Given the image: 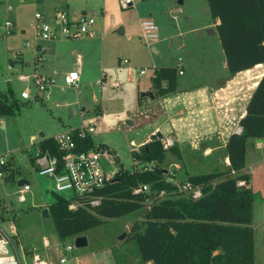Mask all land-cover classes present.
Listing matches in <instances>:
<instances>
[{"label":"rangeland","instance_id":"1","mask_svg":"<svg viewBox=\"0 0 264 264\" xmlns=\"http://www.w3.org/2000/svg\"><path fill=\"white\" fill-rule=\"evenodd\" d=\"M67 1L70 3L71 16L73 13L81 16L82 10H86L88 16L96 23H100L95 40L99 41V46L105 51L111 48L114 50L109 66L117 65L120 59L127 58L130 61L125 66L134 68L132 83H129L125 76H121L120 72L115 74L114 69H108V80L99 84L102 72L96 67L95 59L91 66L85 67L86 74L84 73L82 77L79 90L66 84L65 76L74 70L78 55H84V49L94 46L78 40L81 38L57 36L50 41L41 40L37 35L35 14L39 11L48 17L49 13L56 12V6L65 9ZM91 1L0 2V92L12 94L21 104L16 114L0 115V158L6 156L9 162L13 159L12 167L19 170L14 180L9 178L0 180V223L11 234L12 225L17 229L14 238L20 251L36 248L43 258L51 260L53 264H59L61 257H66L71 261L70 264H142L135 245L127 240L133 224L141 220V210L111 218L99 226L88 229L82 234L88 239V245L85 247H76L77 236L61 239L55 229L53 218L50 215L44 216L43 210L55 201L56 194L69 199L75 193L57 192L53 178L38 174L33 157L43 137H53L84 123L95 126L93 133L95 143L105 144L114 149L126 168L139 169L145 165L155 167L156 163H138L131 156V150H138L141 145L150 141L147 136L148 127L151 126L150 115L148 111H140L138 99L143 93L151 92L147 86L151 83L155 67L176 66L178 62L182 63L179 61L180 57L185 58L186 62L193 51L190 40L196 34L186 33L185 30L189 27L185 26V23L183 27L178 24L176 28L175 22L170 19L168 10L172 6H179L177 0H172L170 6L165 0L150 2L137 0L135 6L128 9L121 6L120 0H111L110 8L106 10H102L99 4L94 5ZM182 8L180 17L189 16L195 24L205 25L208 20H213L207 0H186ZM111 16L115 18L113 26ZM7 20L12 22L13 27L11 31L5 32L3 26ZM122 20L126 21L127 25L125 34L117 31V26ZM145 20H154L158 24L159 41L146 43L142 38V22ZM50 21H53L52 17ZM108 24L109 26L104 27ZM171 26L175 34L183 32L182 36L175 35L174 41L168 37L166 31L164 32L166 27ZM206 32L208 31L203 28L201 35L205 36ZM218 41V44L217 40L216 43L212 42L215 54L222 49L220 40ZM183 42L189 43L188 46L186 44L181 47ZM38 44L45 48L40 58H37L36 52ZM151 45L158 46L160 50L158 54L151 49ZM218 62L220 67L219 57ZM126 68L122 72L125 75L128 74ZM143 68L147 73L139 78L138 72ZM185 68V75H178L181 84H188L192 80L198 82L200 76L204 75L203 72H199L197 78H194L192 67L186 65ZM200 68L201 71L204 70ZM263 72L264 68L258 66L238 74L237 80L241 83L240 114L244 109L245 99L253 90L252 87L257 86ZM36 75L52 78L50 91H39ZM116 81L122 84L119 88L113 87ZM151 90L157 101L174 96L178 92L177 90L175 93L160 95L153 85ZM24 91L29 92L30 99L21 97ZM160 109V105H157L154 111L159 113ZM162 122L164 123L161 127L166 132L162 139L165 148L171 147L166 142V139L170 138L173 143L180 146L183 153V159L179 160L168 151L165 161L161 164L166 178L172 183L182 186L186 183L188 174L209 172L213 169L224 170L229 167L223 139L210 140L198 133L192 137H183L179 133L180 130L173 132L166 129L168 124L166 119ZM238 127L239 124L232 125L233 130ZM207 146L213 147L210 154L205 150ZM112 156L114 158L113 154ZM114 162L111 164L104 160L109 175L118 170L115 159ZM244 171L251 175L250 186L255 192L252 221L255 233V264H264V142H258L253 138L248 140ZM25 177L30 182L31 190L25 193V201H21L22 187L18 183ZM45 239L49 241V246H45ZM68 245L73 246L72 251L66 250Z\"/></svg>","mask_w":264,"mask_h":264},{"label":"trees","instance_id":"2","mask_svg":"<svg viewBox=\"0 0 264 264\" xmlns=\"http://www.w3.org/2000/svg\"><path fill=\"white\" fill-rule=\"evenodd\" d=\"M207 1L211 17L219 20L216 29L229 72L234 75L262 66L264 0ZM178 75L177 66L155 67L152 85L160 95L175 93ZM143 98L139 97V102ZM20 108L17 98L0 92V115L16 114ZM240 126L242 132L231 133L226 141L229 167L188 174L186 183L192 189L172 183L161 167L168 151L183 159L176 143L165 148L163 140H150L131 150L135 162L156 163L155 167L132 170L124 166L114 149L100 144L114 155L118 170L96 191L101 197L99 205L82 200L77 209H70L71 200L56 194L48 209L58 236L65 239L82 235L111 218L141 210V220L133 224L127 240L135 245L142 264H255V192L250 186L251 175L244 170L248 140L264 138V72L251 93ZM76 141L79 149L95 146L90 136H76ZM38 149L62 154L53 137L42 138ZM12 160L5 167L10 180L19 173L12 167ZM143 185H148V191L135 192ZM193 189H199L201 195L194 197Z\"/></svg>","mask_w":264,"mask_h":264},{"label":"crops","instance_id":"3","mask_svg":"<svg viewBox=\"0 0 264 264\" xmlns=\"http://www.w3.org/2000/svg\"><path fill=\"white\" fill-rule=\"evenodd\" d=\"M185 1L186 0H177L179 6L178 7L172 6L168 10V15L170 19L175 22L176 28L178 27V24L181 25V27H183V23H185V26L189 27L187 30H185V32L196 34L195 36H192V39L190 40L193 44V46H190L191 48H193L190 57L187 58L186 62L184 60L185 58L180 57L182 58L181 61L182 63L178 62L176 66L178 67V65L180 64L183 68V73L179 75H185L186 73L185 66L189 65L193 69L194 78H197L199 72H203L202 74H204L203 76L205 77L200 76L201 79L198 82L195 81L193 82L192 80L188 84H181L179 83L178 80L177 94L171 97H165L162 100H158L160 104L156 99H154L155 96L151 98L149 95H142L141 96L142 98L148 97V99L143 98L141 102H139L138 99V106L141 112L148 111V114L150 115L151 126L148 127V134H147L148 139H150V136L158 130L165 135L166 132L161 127V125L164 123L162 121L166 119L168 121L166 129L173 132L180 130V132L179 131L178 132L182 134L183 137H192L193 134L195 135L198 133L201 135H205L210 140L223 139L224 141L223 145L225 146L226 141L230 136V134L236 131L232 129V125L233 124L240 125V119L246 114V105L255 87H252L253 90L249 93V96L245 99L244 109L240 114L239 94L241 92V83L240 81L237 80V77L238 74L247 71L246 70L241 71L232 75L228 69L223 47L221 51L219 52L216 51L217 54L214 53V49L212 48L213 47L212 42L215 41L216 43L217 40V44H218L219 42L218 40H220L216 29V26L219 23L218 19L214 20L212 18L213 19L212 21L208 20L207 22H205V25H200V24H195V22H193L189 16L180 17L179 14L182 13V9H183L182 7H184ZM146 2H150V0H146ZM171 2L172 0H165V3L168 6L171 5ZM91 3L94 5L97 3L99 4L102 10H106L107 8H110L111 0H92ZM135 3L131 7H134ZM66 5L67 6L64 7L65 9L63 8L60 9L56 6V10L67 11L69 17L72 19H79L82 15L85 14L87 15V11L82 10L83 14L81 16H79L77 13H73V15L71 16L69 11L70 3L67 1ZM50 14L52 15V13L48 14L49 20L52 17L49 16ZM96 24H97L96 33L94 36L92 37L87 36L90 37L89 39H86V37L78 39L80 41H85V43L89 42L92 44V46H94V47H87L86 49H84V55H80V54L78 55V57L79 56L81 57L80 62H78V57L75 61L74 70L78 69L80 73V82L82 80V77L86 74L85 67L91 66L96 59V67L99 68L100 71L102 72V79L99 80V84H102L103 81L108 80V76H109L108 69L110 70L114 69L115 74L117 72H120L121 76H125L127 81L129 83H132L134 78L133 67L128 66L126 68L125 64H121L122 59L118 60L117 65L112 64L113 66L112 65L109 66V63L111 62L114 55V50L111 48L110 50L105 51L104 49H102L101 46H99L98 44L99 41L95 40V38L97 36V31L100 28V23H96ZM114 24H115V18L113 16L111 18V26H113ZM107 26H109V24L104 25V27ZM117 27H118L117 31L123 29L122 34H125L127 32L126 21L122 20V22H120V24H118ZM203 28H205L208 31L205 33L206 34L205 36L201 35ZM165 31L168 33L169 35L168 37H171L172 41H174L175 35L179 34V36H182L183 34L182 31H180L179 33L176 32L175 34L173 32L174 28L172 26L166 27L164 32ZM186 44L188 46L189 43L183 42L181 44L182 45L181 47H183ZM215 46L218 47V45ZM151 49L156 54H158L160 51L157 45H151ZM217 55L221 61L220 67L218 65L219 62ZM199 66L202 67L204 70L201 71V68ZM124 68L127 69L126 70L128 72L127 75L122 73ZM143 75H140L138 72L139 78H141ZM151 86H152V79L149 86H147L149 88V91L152 92ZM157 105H160L161 108L159 110V113L154 111V108H156ZM71 128H76V127H71ZM212 148L213 147L207 146L205 150L208 154H210L209 152L212 151ZM227 164H230L228 158H227ZM16 233H17V229H16ZM46 243H48L49 246V241L47 239H45V246ZM33 251L37 252L36 248H28L26 249V251L24 250V252L28 253L29 258H31ZM48 261L52 263L51 260Z\"/></svg>","mask_w":264,"mask_h":264},{"label":"built area","instance_id":"4","mask_svg":"<svg viewBox=\"0 0 264 264\" xmlns=\"http://www.w3.org/2000/svg\"><path fill=\"white\" fill-rule=\"evenodd\" d=\"M3 0H0V2ZM137 0H120L121 6L124 9L130 8ZM53 21L43 12H36L35 18L37 21V35L43 41H50L57 36L64 38H83L85 36H94L96 33V21L88 16L82 15L79 19H72L65 10H56L54 14H50ZM13 27L12 22L7 20L3 26L5 32L11 31ZM142 38L146 43H154L159 39V26L154 20H145L142 22ZM45 51V48L38 44L36 52L40 58L41 52ZM81 57H78L80 62ZM182 61V58H179ZM127 58L121 60V64H128ZM179 74L183 73V68L178 65ZM146 69L139 71L140 75L146 74ZM25 78V77H24ZM51 77H44L36 75V83L38 84L40 92L50 91L52 85ZM65 82L68 86L79 90L80 85V73L78 69L70 71L65 76ZM121 83L116 81L113 83L114 88H119ZM23 99H30L28 91H24L21 94ZM77 129V131H75ZM95 132V126L92 124H84L76 128H70L69 130L60 132L53 136L59 150L62 152L61 156L52 155L49 151L42 152L38 149L35 157V166L37 172L40 175L49 176L56 182L57 192L73 191L75 195L69 205L70 209H77L82 200H86L92 206L99 205L101 197L95 193L98 189L102 188L107 181L112 178L115 173L108 174L104 166V160L111 164H114V158L109 150L102 147L99 143H95V146L87 149H79L76 141V136L81 139L87 137L93 138ZM237 133L242 132V127L236 129ZM167 145L172 146L174 143L172 139H166ZM9 159L6 156L0 158V180L4 181L9 173L5 169L9 165ZM24 179H27L26 177ZM28 180V179H27ZM29 181V180H28ZM20 200L25 201V193L31 190L30 182L21 185ZM184 189H192L190 183L183 185ZM148 185H143L135 190V192L148 191ZM194 197H199L201 191L199 189H193ZM12 234L8 232L0 223V264H53L47 259L43 258L39 253L33 251L31 258L24 251H20L18 244L15 241L16 228L12 225ZM48 246V243H46ZM67 251H72L73 246L68 245ZM66 257H61L59 264H70Z\"/></svg>","mask_w":264,"mask_h":264},{"label":"water","instance_id":"5","mask_svg":"<svg viewBox=\"0 0 264 264\" xmlns=\"http://www.w3.org/2000/svg\"><path fill=\"white\" fill-rule=\"evenodd\" d=\"M119 33H123V29L121 30H118ZM262 66L264 67V62L262 63ZM142 95H149L151 98L154 97V94L152 92H149V93H143ZM42 136H44V134H42ZM44 138V137H43ZM157 139H164V134L161 132V131H156L155 133H153L151 136H150V140H157ZM258 142H264V138H258L257 139ZM29 181L27 179H20L19 180V185H23L25 183H28ZM43 215L44 216H49L50 215V212H49V209L46 208L43 210ZM75 245L76 247H85L88 245V239L86 236L84 235H78L75 239Z\"/></svg>","mask_w":264,"mask_h":264},{"label":"bare ground","instance_id":"6","mask_svg":"<svg viewBox=\"0 0 264 264\" xmlns=\"http://www.w3.org/2000/svg\"><path fill=\"white\" fill-rule=\"evenodd\" d=\"M263 67V66H262ZM264 68V67H263Z\"/></svg>","mask_w":264,"mask_h":264}]
</instances>
